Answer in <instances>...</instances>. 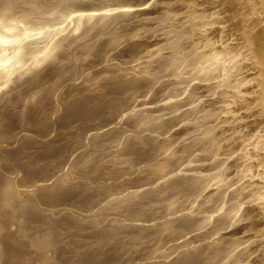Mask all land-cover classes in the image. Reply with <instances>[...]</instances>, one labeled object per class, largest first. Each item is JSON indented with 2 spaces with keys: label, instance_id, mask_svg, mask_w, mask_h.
Listing matches in <instances>:
<instances>
[{
  "label": "rangeland",
  "instance_id": "1",
  "mask_svg": "<svg viewBox=\"0 0 264 264\" xmlns=\"http://www.w3.org/2000/svg\"><path fill=\"white\" fill-rule=\"evenodd\" d=\"M89 1L0 0V21L2 20L0 29H3L5 24L4 29L7 28L6 26L10 22L14 23V34L17 31L21 35L27 34L26 43L30 42L26 44L28 46H26L27 51L32 49L31 52L22 54V57L20 55L19 59L9 69L10 72L9 70L2 71L3 75H0V264H222V261H226L225 259L229 256L228 261L224 262L225 264H234L237 260L235 264H264V261H262V259L264 260V234H262L264 233V221L258 222L260 225L256 223L253 226L250 219L239 216L233 224L222 227L217 226L216 228L215 223L220 220L223 212V214H226L229 211L227 206L234 202L235 196L247 190L242 180L244 179L243 182H245L249 178L248 176L242 177L241 180L239 179L241 183H238L239 180H237L238 182L235 181L236 183L232 182L233 179L237 178L238 173L227 170V172L225 171L226 175L217 177L222 179L226 176L223 185L221 183V185H217L218 187H213V182L217 178L210 180L211 177L222 171L223 161H228V152L231 145L228 143V146H226L230 136L227 125L221 123L217 125L216 121H213V116H210L208 112L209 108L202 110L205 113L203 114L205 123H197L193 119L195 113L192 108L193 105L184 104L186 100L191 98V95L174 94L165 97L163 100L152 102L151 100L155 96L153 92L147 91L146 93L142 90L119 91L106 88L118 76L134 72L137 74L138 67L135 64L143 59L149 60L153 57L138 58L134 60L131 64L133 66H131V62L127 61L128 58L126 59V52H124L125 54L119 53L127 43H131L137 38L138 40H144L148 32H146L147 34L144 32L143 36H135L136 38L131 36L134 37L133 39L129 35L120 34L117 36L118 39L115 38L119 40L116 47L110 48L112 45H108V48H110L108 50L101 42L102 38L109 37L114 33H123L120 28L123 27L124 21L125 23L128 20L130 21L126 15L120 16V19L119 16L113 15L114 20L110 17L104 23V27L102 26L93 31H85L88 33L82 32L83 27L86 25L84 22L85 25L81 23L84 25H81V28L70 30L71 27L69 26L70 28L68 27L67 31L56 33L55 37L47 34L48 38L45 36V39L36 35L38 30L42 31L44 26L46 28L47 24L44 21L47 18H49L48 21L55 23L50 26V22H47L52 29L46 28V30L48 29L51 32L55 30L53 27L58 26H54L59 21L57 19H62L66 14L60 10L63 5H68L71 8V6L77 7L81 3ZM152 1L148 0L146 2L148 5L145 4V7L135 6L131 9L127 7L128 10L126 7H119L112 11L116 14L120 11H138L141 8L139 11H148V13L140 14V18H149L161 14L166 0H159L154 7H150ZM239 6L240 0H234L231 13L237 12ZM245 6L249 13V30L258 32L260 29L264 33V26L261 25L263 21L259 0H245ZM49 11L52 14H49ZM77 11L78 13L81 12ZM77 11L75 10V13H72L76 14ZM91 12L106 13L98 9ZM51 17L53 20H51ZM6 20H9V22H6ZM108 20L110 21L108 22ZM234 21V18H232L229 22ZM254 21H258L259 24L253 25ZM2 22L5 23L2 24ZM40 22L42 26L39 24ZM64 22L66 21H63V24ZM28 24L30 27L32 24L31 28L34 31L31 29L29 32H22L28 29ZM152 25L155 27L156 23ZM127 26L129 27V25ZM154 27L151 26L148 31L150 32ZM164 30L162 28L155 35ZM100 33L101 35H99ZM114 36L110 38L114 39ZM120 36L121 38H119ZM161 36H153L151 39L160 38ZM29 37L33 39L30 40ZM25 40L22 42L24 43ZM150 49L148 48V50ZM117 53L119 57L112 56ZM248 72L253 75L251 83L255 82L258 78L256 77L258 75L257 69H251ZM165 78L163 77L162 80ZM158 98L160 97L158 96ZM161 104L166 107L175 104L174 106L179 107L175 112H181L179 119L182 116H185V118L175 125L170 122V119L174 114L179 113L174 112L171 115L155 118L152 115L156 113V109ZM255 106L253 105L254 108L250 107L251 109L248 110L244 108L241 110L246 113L253 112L249 119L253 120L254 118L252 123L256 122L254 131L258 132H255V134L262 132H260L261 135L258 134L259 138L256 137V139L259 144L257 145L258 152L261 150L263 153L264 111L257 115V112L254 111L258 107ZM189 117H191V120ZM186 119L190 121L187 123ZM223 126L226 127L225 130ZM213 131L215 132L213 133ZM217 131L218 133H216ZM203 132L206 134L205 136ZM261 140H263L262 143ZM201 143L203 146H201ZM247 148L252 147L248 146ZM210 150L213 154L209 153ZM236 151L233 155L242 152L241 150ZM261 151L259 156L262 155ZM260 158H262L263 165L261 163L262 167L259 165L256 169L258 168L257 170L260 171L261 175H257L254 179L257 177L264 179V155ZM194 169H198V171ZM204 179H207L206 182L203 181ZM200 181H202L201 184L196 185V182L200 183ZM227 182H231L228 183L229 186ZM2 183L5 185H2ZM243 186L244 191L242 190ZM226 187L228 192H226L225 197L229 196V189L232 188L235 192L230 195L228 203H225L224 207L218 209L216 213L210 206L214 199L222 195V191ZM45 188L47 189L45 193L49 195L44 194ZM254 196H251L252 199L247 198L248 201L244 205L257 206L259 200H253ZM44 198L46 199L44 200ZM29 205H32L33 208ZM29 207L32 209L30 210ZM208 209L209 211H206ZM221 210L223 211L219 212ZM218 214L221 215L218 216ZM169 217L174 220H172V224H175L172 225V228L174 227V231L171 230L172 232H170V226L168 227V225H171ZM203 220L207 227H204L206 224L197 223V221L203 223ZM205 220L209 222L213 220L215 223L212 221L208 224L209 222L207 223ZM163 221L166 222L167 226ZM158 222L160 225H157ZM153 223L155 227H153ZM197 224L201 228L198 229ZM195 225L197 227L194 231L195 228L193 227ZM150 226L151 231L148 228ZM158 226H161V228ZM52 227L55 228L52 229ZM254 227L255 230H258L256 233ZM56 228L57 232L55 233L54 229ZM48 229L51 232L54 231L50 235L52 239L47 238L50 232ZM155 230L158 231L155 232ZM46 232L47 234H45ZM152 232H155L156 235ZM252 233H255L259 239ZM42 240L44 244H42ZM46 240L54 243H51L52 246H50ZM249 241L251 242L244 243ZM230 243H233V246ZM224 245H227L226 248ZM202 247H204L203 250ZM222 247L225 249H222ZM234 247L238 249L236 250ZM228 248L232 253L228 251ZM226 253L228 257H226ZM207 254L212 255L209 258V256L206 257ZM214 254L217 255V260L215 257L213 260L212 256ZM221 255L225 257L223 256V258Z\"/></svg>",
  "mask_w": 264,
  "mask_h": 264
},
{
  "label": "bare ground",
  "instance_id": "2",
  "mask_svg": "<svg viewBox=\"0 0 264 264\" xmlns=\"http://www.w3.org/2000/svg\"><path fill=\"white\" fill-rule=\"evenodd\" d=\"M20 1V0H19ZM42 1V0H41ZM89 1V0H86ZM92 1V3H90ZM89 2H85V3H81L79 6L75 7V6H71V8L68 5H61L62 7L60 8V10L66 14H64V17L61 19H57L59 21L56 22V26L55 28L53 27V32L48 31V29H52L49 27L48 23L50 21H48L49 18H47L46 21H44V23L47 24L46 28H48L46 30L45 26L43 27L45 29H42V31H35L36 35H39L40 37H44L46 39L45 36H47V34H50V36H54L56 33L58 34L61 31L66 30L69 26L70 30H74V29H78L81 25L84 24V22L86 23V25L83 27L82 32L85 31H93V30H97L99 28H101L102 26L104 27V23L107 21V19H109L114 15H117L116 17L119 16H127V19H130V21L128 20L127 23H125L124 21V25H122L123 27L120 28V31L123 33H117V34H111V36L109 37H105L102 38L101 42L104 43V47L106 49H110L112 47H116L117 43L119 42V40H117V36L120 34H125V35H129L130 38H132L131 36H137L139 37L140 35H142L144 32H148L147 36H145L146 38L144 40H138V38L131 42V43H127L126 46L124 48H122L120 50L119 53H124L126 52V59L128 62H131V64H133L134 60L138 59V58H142V57H151L153 56L151 59L149 60H141L137 65L138 67V71L137 74L131 73V74H126L124 76H118L115 78V80H113V82H109L111 83V85H109L108 87L106 86V88H110V89H117L119 91H133V90H142L143 91H147L148 92H153L154 99H152L151 101H156V100H163L165 97L167 96H172L174 94H184V95H191V98H189L188 100L185 101L184 104H190L193 105V109H194V116L193 119L197 122V123H205L204 120V116L203 111L202 110H206V108H209V113L210 116H213V121H216L217 125L219 123L221 124H226L229 132H230V136H229V145H231V148L228 152V161L224 160L223 161V168L222 171L217 174L216 176H213L210 178V180H215V178L217 177H222L223 175H226L227 170L230 171H235V173L237 172L238 175L236 176V179L230 180L232 182H238L237 180H241L242 177L245 178V176L249 177L247 180H245V182L242 183L245 185V188H247V190H243L244 186L242 188V190L244 192H242L240 195H236L234 198V202H231L227 207H228V212L226 214L222 213V217L220 218V220L215 223L213 220L212 221L216 224V228L217 226H226V225H231L235 222V220L237 219V217L239 216H245L246 219L248 218V220L250 219V223L251 225H256V223L264 221V179L263 178H255L257 175L260 174V171L256 169L257 166H259L261 163L263 165V161L262 158H260V156L264 155V152L259 156V152H258V146L259 145L257 142L256 137L259 138L258 134H260V132L256 135L255 132L258 131H254L255 130V123H252L253 120L249 119L251 118L250 116L253 114V112H248L246 113L245 111L243 112V110H241L242 108H244L245 110L251 109L250 107H253V105L257 106L258 108L256 109L257 112L256 114L258 115L260 112L264 111V33H262V31L259 29L258 32H252L249 30V26H248V12L245 9V0H240V6L238 7L237 12H235L234 14L231 13V7L234 6V0H166L164 1V5H163V10L161 12V14H158L156 16L153 17H149V18H140V14H145L148 13V11H139L141 9H139L138 11L135 10H131V11H126V12H119L117 11L118 14H116V12L112 11L114 9H118L119 7L121 8H127V7H145V4H147L146 2H148V0H91ZM159 0H153L151 5H149L150 7H154L156 2H158ZM58 2V1H57ZM62 2V1H61ZM60 2V3H61ZM66 2V0H65ZM80 2V1H79ZM96 2V4H95ZM64 3V2H63ZM47 4V3H46ZM66 4V3H65ZM259 4H260V12H261V19H262V23L261 25L264 26V0H259ZM57 5V3H56ZM78 5V4H77ZM148 5V4H147ZM60 6V4H59ZM75 7V8H72ZM12 8V7H11ZM48 8V7H47ZM100 10L102 12H106V13H92L91 11L93 10ZM129 8H127L128 10ZM145 9V8H144ZM148 9V7H147ZM46 10V9H45ZM52 10V9H51ZM81 11L80 13L74 14V11ZM122 10V9H121ZM137 10V9H136ZM44 11V10H43ZM47 11V10H46ZM45 11V12H46ZM112 11V12H110ZM12 12V11H11ZM48 12V11H47ZM46 12V13H47ZM74 12V13H72ZM44 13V12H43ZM51 13V11H49V14ZM60 13V12H59ZM37 14V13H36ZM52 14V13H51ZM62 14V13H61ZM14 15V14H13ZM20 15V14H19ZM30 16V15H29ZM55 16V15H54ZM57 16V15H56ZM62 16V15H61ZM138 16V17H137ZM12 17V16H11ZM20 17V16H19ZM22 17V16H21ZM27 17V16H26ZM60 17V16H59ZM114 17V18H116ZM232 18H234V22H229ZM14 19V18H12ZM21 19V18H20ZM39 19V18H38ZM56 20V18H54ZM66 19V20H65ZM117 19V18H116ZM115 19V20H116ZM117 19V20H119ZM123 19V18H122ZM125 19V18H124ZM51 20L52 17H51ZM114 20V19H113ZM2 21V20H1ZM0 21V23H1ZM24 21V20H23ZM43 22V20H41ZM63 21L64 22L63 24ZM110 20H108L109 22ZM121 21V20H120ZM6 22H9V20H6ZM48 22V23H47ZM53 22V21H51ZM50 22V26H53V23ZM119 22V21H118ZM5 23V22H4ZM2 22V24H4ZM43 23V24H44ZM83 23V24H81ZM116 23V22H115ZM156 23L155 27L154 24ZM25 24V23H24ZM38 24V23H37ZM41 24V22L39 23ZM38 24V25H39ZM254 24H259L258 21H254ZM6 25V24H5ZM5 25L3 27V29H0V75H3L2 71H8L13 64L17 61V59H19L20 55L22 57V54L25 53H29L32 51L29 50L27 51V42L25 38L27 39V34H23L22 32H29V30H31L32 28V24L31 27L28 24V29H26L25 31H22L21 33L23 35L20 34V32H16V34H20V35H16L15 33V29L13 32V28L15 27L14 23H9L8 26H6L7 28H5ZM129 25V27L127 26ZM131 25V27H130ZM35 26V25H34ZM42 26V24H41ZM41 26L39 27V29L41 28ZM154 27L151 29V31L149 32V28L150 27ZM27 27V26H26ZM30 27V28H29ZM38 28V26H37ZM81 28V27H80ZM162 28H164L165 30L160 32L158 35H162L160 38H153L151 39V37L153 36H158L155 35L156 32H159V30H161ZM25 29V28H23ZM35 29V28H34ZM122 29V30H121ZM18 30V29H17ZM37 30V29H36ZM69 30V29H68ZM32 31H34L32 29ZM67 31V30H66ZM79 31V30H78ZM81 31V30H80ZM119 31V30H118ZM34 32V34H35ZM69 32V31H68ZM80 32V33H82ZM95 32V31H94ZM65 33V32H64ZM88 33V32H85ZM76 34V33H75ZM84 34V33H83ZM35 35V36H36ZM44 35V36H43ZM88 35V34H87ZM101 35V33L99 34ZM116 35V36H114ZM74 36V35H73ZM84 36V35H83ZM114 36V39L110 38ZM143 36V35H142ZM34 37V36H33ZM55 37V36H54ZM133 37V38H134ZM30 38V37H29ZM28 38V39H29ZM35 38V37H34ZM39 38V37H38ZM48 38V36H47ZM61 38V37H60ZM66 38V37H65ZM100 38V37H98ZM117 38V39H115ZM121 38V36L119 37ZM124 38V37H123ZM126 38V37H125ZM132 38V39H133ZM136 38V37H135ZM33 38H30V40H32ZM36 39V38H35ZM97 39V38H96ZM23 40L24 43L22 42ZM90 40V39H89ZM98 40V39H97ZM100 40V39H99ZM121 40V39H120ZM125 40V39H124ZM129 40V39H127ZM126 40V41H127ZM58 41V40H57ZM63 41V40H62ZM123 41V40H122ZM34 42V41H33ZM55 42V41H54ZM83 42V41H82ZM100 42V41H99ZM121 42V41H120ZM30 43V42H29ZM58 43V42H57ZM91 44V43H90ZM57 45V44H56ZM98 45V44H97ZM108 45H112L110 48H108ZM27 46V47H26ZM70 46V45H69ZM138 47V49H136ZM69 48V47H68ZM93 48V47H92ZM148 48L150 50H148ZM85 49V48H83ZM79 50V49H78ZM116 50V49H115ZM83 51V50H82ZM159 51V53H157ZM161 51V52H160ZM155 53H157V55H155ZM125 54V53H124ZM141 55V56H140ZM113 57H117L118 53L115 55H112ZM111 56V57H112ZM129 56V57H128ZM28 57V56H27ZM110 57V58H111ZM119 57V56H118ZM135 57V59H134ZM99 58V57H97ZM41 59V58H40ZM123 61V59H122ZM138 62V61H136ZM126 63V62H124ZM129 66V65H128ZM133 66V65H131ZM127 67V66H126ZM135 67V66H134ZM14 68V67H13ZM128 68V67H127ZM130 68V67H129ZM251 69H257V80L255 82L251 83V80L253 78V75H250V73L248 72ZM10 72V70H9ZM8 72V73H9ZM120 72V71H119ZM107 77V76H106ZM163 77H166L165 79L162 80ZM5 78V77H4ZM106 79V78H105ZM89 81V80H88ZM101 83V82H100ZM108 84V83H106ZM103 85V84H102ZM105 87V86H104ZM97 89V88H96ZM145 89V90H143ZM94 90V89H93ZM250 94V96H248ZM100 95V94H99ZM158 96L160 98H158ZM105 100V99H104ZM150 101V100H149ZM150 101V102H151ZM147 102V101H146ZM180 102V101H179ZM178 102V103H179ZM175 104L169 105L168 107H166L164 104H161L158 106V108L156 109V113H154L152 116H154L155 118L158 117H162L164 115H168V114H173L175 112V110L179 109V107L174 106ZM255 106V107H256ZM181 108V107H180ZM254 108V107H253ZM155 110V109H154ZM181 110V109H180ZM179 111V110H178ZM202 111V113H199ZM102 112V111H101ZM184 112V111H183ZM175 113H179V112H175ZM181 113V112H180ZM179 114H174L171 119L170 122L177 124L180 120H182L183 118H185V116L182 118L180 117L179 119ZM184 115V114H183ZM260 116V115H259ZM167 117V116H166ZM206 117H208L206 115ZM191 117H189L190 119ZM209 118V117H208ZM211 118V117H210ZM164 119V118H163ZM187 120V119H186ZM191 120V119H190ZM187 120V123L188 121ZM256 120V119H255ZM163 121V120H161ZM194 121V122H195ZM203 121V122H202ZM257 121V120H256ZM182 122V121H181ZM193 122V123H194ZM261 122V121H260ZM186 123V122H185ZM206 123H207V119H206ZM210 123V122H208ZM138 124V123H137ZM161 124V123H160ZM259 124V122H258ZM196 125V124H194ZM198 125V124H197ZM196 125V126H197ZM209 125V124H208ZM167 126V125H166ZM195 126V127H196ZM201 126V125H200ZM203 126V125H202ZM206 126V125H205ZM221 127V126H220ZM225 127V128H226ZM217 128V127H215ZM224 126L223 129L225 130ZM257 128V127H256ZM198 129V128H197ZM214 129V128H213ZM222 129V128H221ZM259 129V128H258ZM257 130V129H256ZM260 130V129H259ZM205 131V130H203ZM200 132V131H199ZM202 132V131H201ZM215 131H213L214 133ZM227 132V131H226ZM254 132V133H253ZM218 133V131L216 132ZM262 133V132H261ZM220 134V132H219ZM123 135V134H122ZM121 135V136H122ZM201 135V134H200ZM203 135L205 136L206 134L203 132ZM212 135V134H211ZM221 135V134H220ZM224 135V132H223ZM261 135V134H260ZM264 135V133H263ZM117 136V135H116ZM215 136V134H214ZM225 136V135H224ZM227 136V135H226ZM227 136V137H228ZM203 137V136H202ZM211 137V136H210ZM216 137V136H215ZM221 137V136H220ZM199 138V137H198ZM219 138V136H218ZM217 138V139H218ZM222 138V137H221ZM200 139V138H199ZM198 139V140H199ZM202 139V138H201ZM212 139V137H211ZM214 139V137H213ZM223 139V138H222ZM226 139V138H225ZM197 140V141H198ZM228 140V139H226ZM260 140V139H259ZM264 140V139H263ZM263 140H261L260 142L262 143ZM219 141V139H218ZM224 141V140H221ZM217 142V141H214ZM226 142V141H225ZM224 142V143H225ZM145 143V142H144ZM199 143V142H197ZM212 143V142H210ZM25 144V143H24ZM207 144V143H206ZM218 144V143H217ZM223 144V143H221ZM226 144V143H225ZM264 144V142L262 143V145ZM49 145V144H48ZM260 145V146H262ZM199 146V145H198ZM201 146L202 143H201ZM200 146V147H201ZM209 146V145H208ZM207 146V147H208ZM221 146V145H220ZM252 147V148H247V147ZM44 147V146H43ZM205 147V145H204ZM202 147V148H204ZM263 147V146H262ZM41 148V147H39ZM166 148V147H165ZM200 148V149H202ZM210 149V147H208ZM50 149V148H49ZM186 149V148H184ZM213 149H215L213 147ZM211 148V150H213ZM221 149V147H220ZM260 149V147H259ZM264 149V147L262 148ZM43 150V149H42ZM199 150V148H198ZM203 150V149H202ZM206 150V149H205ZM204 150V151H205ZM210 150V154L212 153ZM236 150H241L242 152L237 153L236 155H233L235 153ZM201 151V150H200ZM225 151V149H224ZM173 152V151H172ZM227 152V151H226ZM238 152V151H236ZM41 153V152H40ZM216 153V152H215ZM43 154V153H42ZM162 154V153H161ZM204 154V153H203ZM213 154V153H212ZM220 154V151H219ZM32 155V154H31ZM37 155V154H36ZM206 155V154H205ZM203 155V156H205ZM216 155V154H215ZM218 155V153H217ZM185 156V155H184ZM202 156V157H203ZM221 156V155H220ZM114 157V156H113ZM199 157V155H198ZM224 157V156H223ZM37 158V157H36ZM39 158V157H38ZM194 158V157H192ZM201 158V157H200ZM220 158V157H219ZM35 159V158H34ZM121 159V158H120ZM198 159V158H197ZM210 159V158H209ZM32 160V159H31ZM190 161V160H189ZM204 161V160H203ZM221 161V160H220ZM32 162V161H31ZM191 162V161H190ZM39 163V162H38ZM189 163V162H188ZM165 165V164H164ZM178 165V164H177ZM28 166V165H27ZM185 166V165H184ZM196 166V165H195ZM199 166V165H198ZM261 166V165H260ZM29 167V166H28ZM35 167V166H34ZM262 167V166H261ZM27 168V167H26ZM197 168V167H196ZM200 168V167H199ZM205 168V167H204ZM214 169V167H212ZM218 168V167H217ZM263 169V168H262ZM177 170V169H176ZM196 170V169H194ZM160 171V170H159ZM198 171V169L196 170ZM226 171V172H225ZM35 172V171H34ZM29 173V172H28ZM159 173V172H158ZM234 173V172H233ZM155 174V173H154ZM197 174V173H196ZM264 174V173H263ZM233 175V174H232ZM235 175V174H234ZM261 175V174H260ZM259 175V176H260ZM164 176V175H163ZM187 176V175H186ZM212 176V175H211ZM230 176V175H229ZM158 177V174H157ZM155 177V178H157ZM226 177V176H224ZM224 177L221 179L215 180L213 182V187H218L217 185H222L224 184L223 182H225L226 180L224 179ZM263 177V176H262ZM175 178V177H174ZM177 178V177H176ZM164 179V178H163ZM232 179V177H231ZM147 180V179H146ZM184 180V179H183ZM204 179L203 181L206 182ZM239 180L238 183H241ZM185 181V180H184ZM199 181V180H198ZM139 182V181H138ZM202 181L196 182V185L201 184ZM235 182V183H236ZM181 183V182H180ZM187 183V182H186ZM229 182H227L228 184ZM231 183V182H230ZM229 183V184H230ZM8 184V183H7ZM203 184V183H202ZM209 184V183H208ZM228 184V186H229ZM2 185H5L4 183H2ZM1 185V187H2ZM57 185V184H56ZM233 185V184H232ZM54 186V185H53ZM163 186V185H162ZM203 186V185H202ZM206 186V185H205ZM210 186V185H208ZM237 186V185H236ZM235 186V187H236ZM47 187V186H46ZM58 187V186H57ZM138 187V186H137ZM198 187V186H197ZM204 187V186H203ZM212 187V186H211ZM220 187V186H219ZM222 187V186H221ZM224 187V186H223ZM232 187V186H231ZM7 188V187H6ZM35 188V187H34ZM33 188V189H34ZM230 188V187H228ZM233 188V187H232ZM231 188V189H232ZM240 188V187H239ZM238 188V189H239ZM1 189V188H0ZM60 189V186H59ZM63 189V188H62ZM203 189V188H201ZM214 189V188H213ZM222 189V188H221ZM229 189L230 193L228 194L229 196L225 197L226 192H228L227 187L224 188V190L222 191V195L216 199H214L213 203L211 204L210 207H212L211 209L214 210V212L217 213V210L221 209L224 207L225 203H228L227 201L230 200V195L235 192L233 189L231 190ZM49 190V189H48ZM120 190V189H119ZM210 190V189H209ZM36 191V190H35ZM38 191V190H37ZM43 191V190H42ZM47 191V189H44V194H48L45 193ZM50 191V190H49ZM56 191V190H55ZM63 191V190H62ZM204 191V190H203ZM239 191V190H238ZM237 191V192H238ZM3 192V190H2ZM1 192V193H2ZM32 192V191H31ZM30 192V193H31ZM53 192V191H52ZM120 192V191H119ZM156 192V191H155ZM241 192V191H240ZM7 193V192H5ZM19 193V192H18ZM21 193V192H20ZM38 193V192H37ZM50 194H53L51 192H49ZM58 193V192H57ZM61 193V192H60ZM63 193V192H62ZM129 193V192H128ZM134 193V192H133ZM14 194V193H13ZM34 194H36L34 192ZM55 194V193H54ZM201 194V193H200ZM214 194V192H213ZM234 194V193H233ZM16 195V194H15ZM14 195V196H15ZM38 195V194H37ZM49 195V194H48ZM112 195V194H111ZM129 195V194H128ZM135 195V194H134ZM145 195V194H144ZM160 195V194H159ZM177 195V194H176ZM194 195V194H193ZM212 195V194H211ZM255 195V196H254ZM18 196V195H16ZM39 196V195H38ZM36 196V197H38ZM125 196V195H124ZM168 196V195H167ZM233 196V195H232ZM240 196V198H239ZM251 196L253 198V200H259V203L257 204V206H253V205H249V206H245L244 203L246 201H248L247 198H251ZM11 197V196H10ZM19 197V196H18ZM43 197V194H42ZM48 197V196H47ZM53 197V196H52ZM117 197V196H116ZM123 197V196H122ZM215 197V196H214ZM198 198V197H197ZM201 198V197H200ZM9 199V198H8ZM15 199V198H13ZM34 199V198H33ZM38 199V198H37ZM46 198H44L45 200ZM51 199V198H50ZM62 199V198H61ZM149 199V198H148ZM151 199V198H150ZM209 199V198H207ZM252 199V198H251ZM39 200V199H38ZM43 200V199H42ZM134 200V199H133ZM139 200V199H138ZM137 200V201H138ZM218 200V201H217ZM9 201V200H8ZM15 201V200H14ZM13 201V202H14ZM18 201V199H17ZM126 201V200H125ZM157 201V200H156ZM210 201V199H209ZM208 201V202H209ZM250 201V200H249ZM36 202V201H35ZM41 202V201H40ZM121 202V201H120ZM123 202V201H122ZM207 202V201H206ZM207 202V203H208ZM212 202V200H211ZM256 202V201H254ZM11 203V202H8ZM128 203V202H127ZM157 203V202H156ZM252 203V202H249ZM248 203V204H249ZM23 204V203H22ZM32 204V203H31ZM170 204V203H169ZM194 204V203H193ZM254 204V203H253ZM11 205V204H10ZM13 205V204H12ZM26 205V204H25ZM171 205V204H170ZM175 205V204H174ZM179 205V204H178ZM196 205V204H195ZM28 206V205H27ZM26 206V207H27ZM30 207L32 205H29ZM108 206V205H107ZM206 206V205H205ZM25 207V206H24ZM29 207V208H30ZM170 207V206H169ZM168 207V208H169ZM13 208V207H12ZM33 208V206H32ZM30 208V210L32 209ZM207 208V207H206ZM41 209V208H40ZM139 209V208H138ZM152 209V208H151ZM24 210V209H23ZM27 210V209H26ZM148 210V209H147ZM171 210V209H170ZM181 210V209H180ZM226 210V209H224ZM39 211V210H38ZM42 211V210H40ZM146 211V210H145ZM190 211V210H189ZM202 211V210H201ZM204 211V210H203ZM206 211H209L206 210ZM211 211V210H210ZM223 210L219 211L222 212ZM15 212V211H14ZM18 212V211H17ZM159 212V211H158ZM198 212V211H197ZM205 212V211H204ZM218 212V213H219ZM22 213V212H20ZM30 213V212H28ZM40 213V212H39ZM168 213V212H167ZM191 213V211H190ZM202 213V212H201ZM209 213V212H207ZM213 213V211H212ZM215 213V214H216ZM31 214V213H30ZM36 214V213H35ZM41 214V213H40ZM44 214V213H43ZM215 214H212L214 216H216ZM34 215V214H33ZM186 215V214H185ZM204 215V213H203ZM210 215V213H209ZM221 214H218V216ZM50 217V216H49ZM48 217V218H49ZM180 217V216H179ZM205 217V216H204ZM44 218V215H43ZM47 218V217H46ZM67 218V217H66ZM65 218V219H66ZM170 218V217H169ZM176 218V217H175ZM182 218V217H181ZM27 219V218H26ZM55 219V218H54ZM58 219V218H57ZM162 219V217H161ZM204 219V218H203ZM33 220V219H32ZM40 220V218H39ZM50 220V219H48ZM171 221H169V223L171 222V225H168V227L170 226V232L174 231V227L172 228V220L170 218ZM216 220V219H215ZM24 221V220H23ZM55 221V220H54ZM75 221V220H74ZM166 221V220H164ZM163 221V222H164ZM174 221V220H173ZM178 221H180L178 219ZM206 221V220H205ZM210 220V222H212ZM30 222V221H29ZM48 222H52V221H48ZM91 222V221H90ZM161 223L162 225L165 223V225L167 226L166 222L168 223V221ZM184 222V221H182ZM199 222V224H206L200 221H197V223ZM207 223L209 221H206ZM210 222L208 224H210ZM246 222V221H245ZM36 223V222H35ZM46 223V221H45ZM72 223V222H71ZM98 223V222H97ZM177 223V222H176ZM196 223V222H195ZM20 224V223H19ZM44 224V223H43ZM62 224V222H61ZM60 224V225H61ZM116 224V223H115ZM146 224V223H145ZM154 224V223H153ZM159 224V222L157 223V225ZM182 224V223H181ZM184 224H186V222H184ZM184 224L182 225L184 227ZM212 224V223H211ZM236 224V223H235ZM260 225V223H258ZM264 224V223H263ZM29 225V224H28ZM46 225V224H45ZM66 225V224H65ZM114 225V224H113ZM126 225V224H125ZM124 225V226H125ZM160 225V224H159ZM161 225V226H162ZM175 225V224H174ZM177 226L179 224H176ZM190 225V224H189ZM198 225V224H197ZM197 225H195V229H193L194 231L196 230ZM249 225V224H248ZM247 225V226H248ZM74 226V225H73ZM77 226V225H76ZM115 226V225H114ZM161 226H158L159 228H161ZM176 226V227H177ZM213 226V225H212ZM263 226V225H262ZM261 226V229H262ZM37 227V226H36ZM57 227V226H55ZM55 227H52L55 228ZM118 227V226H117ZM139 227V226H138ZM153 227H155V224L153 225ZM164 227V226H163ZM162 227L163 230H165ZM192 227V226H191ZM199 227L201 228V226L198 225V229ZM204 227H207V224L204 225ZM259 227V226H258ZM48 228V227H47ZM64 228V227H63ZM109 228V227H106ZM105 228V229H106ZM133 228V227H131ZM136 228V227H135ZM149 230L151 228L148 227ZM251 228V227H250ZM249 228V229H250ZM72 229V228H71ZM85 229V227H84ZM94 229V227H93ZM158 229V228H157ZM173 229V230H172ZM177 229V228H176ZM197 229V230H198ZM221 229V228H220ZM220 229H218L220 231ZM21 230V229H20ZM23 230V229H22ZM32 230V229H31ZM34 230V229H33ZM50 230V229H48ZM97 230V228H96ZM117 230V229H116ZM133 230V229H132ZM172 230V231H171ZM179 230V229H178ZM252 230V229H251ZM255 230V227H254ZM55 233L57 232V228L54 229ZM54 231H52L54 233ZM112 231V230H111ZM135 231V230H134ZM151 231V230H150ZM153 231V228H152ZM158 231V230H157ZM155 230V232H157ZM211 231V230H210ZM214 231L216 232V230L214 229ZM258 230H255V233ZM261 232V230H259ZM49 232V231H48ZM51 232V230H50ZM49 232V233H50ZM52 232L49 234L48 233V237L49 239H52V237L50 238V235H52ZM60 232V231H58ZM66 232V231H65ZM127 232V230H126ZM146 232V231H145ZM155 232H152L155 234ZM162 232V230L160 231V233ZM222 232V231H221ZM253 232V231H252ZM35 233V232H33ZM70 233V232H69ZM86 233V232H85ZM119 233V232H118ZM121 233V232H120ZM182 233V232H181ZM214 233V232H213ZM255 233H252L253 235ZM262 233V232H261ZM47 234V232L45 233ZM67 234V233H66ZM74 234V233H72ZM82 234V233H81ZM159 234V233H158ZM176 234V233H175ZM180 234V233H179ZM188 234V233H187ZM196 234V233H194ZM218 234V232H217ZM264 234V233H262ZM41 235V234H40ZM54 235V234H53ZM70 235V234H68ZM77 235V234H76ZM86 235V234H85ZM119 235V234H118ZM132 235V234H130ZM138 235V234H137ZM210 235V234H209ZM244 235V234H243ZM256 235V234H255ZM45 236V235H44ZM88 236V234H87ZM205 236V235H204ZM247 236V235H246ZM262 236V235H261ZM28 237V236H27ZM43 237V235H42ZM41 237V239H42ZM126 237V236H125ZM256 237H258L256 235ZM264 237V236H263ZM54 238V236H53ZM58 238V237H57ZM87 238V237H86ZM113 238V237H112ZM139 238V237H138ZM160 238V237H159ZM40 239V240H41ZM210 239V238H209ZM254 239V238H253ZM259 239V237H258ZM262 239V238H261ZM34 240V239H33ZM75 240V239H74ZM81 240V239H80ZM88 240V239H87ZM94 240V239H93ZM126 240V239H125ZM138 240V239H137ZM172 240V239H171ZM245 240V237H244ZM251 240V239H250ZM35 241V240H34ZM43 241V240H42ZM50 246L51 243L50 241L46 240ZM90 241V240H89ZM158 241V240H157ZM170 241V240H169ZM201 241V240H200ZM243 241V238H242ZM246 241V240H245ZM258 241V240H256ZM62 242V241H61ZM80 242V241H79ZM97 242V241H96ZM197 242V241H195ZM209 242V241H208ZM249 242H244V243H250ZM39 243V242H38ZM41 243V242H40ZM46 243V242H45ZM54 243V242H53ZM52 243V244H53ZM176 243V242H175ZM178 243V242H177ZM258 243V242H257ZM261 243V242H260ZM36 245V243H34ZM44 244V241L43 243ZM48 244V245H49ZM74 244V243H73ZM135 244V242H134ZM171 244V243H170ZM186 244V243H185ZM231 244V243H230ZM264 244V243H263ZM89 245V243H88ZM121 245V244H120ZM137 245V244H136ZM148 245V244H147ZM233 246V243L231 244ZM230 245V246H231ZM239 244H237L238 246ZM252 245V244H251ZM47 246V245H46ZM45 246V247H46ZM49 246V247H50ZM102 246V245H101ZM99 246V247H101ZM118 246V245H117ZM140 246V245H139ZM225 246V245H224ZM223 246V247H224ZM227 246V245H226ZM225 246V248H226ZM236 246V244H235ZM243 246V245H242ZM241 246V247H242ZM258 246V245H257ZM42 247V245H41ZM48 247V248H49ZM56 247V246H55ZM59 247V246H58ZM96 247V246H95ZM189 247V246H188ZM219 247V246H217ZM222 249H225L223 248ZM240 247V245H239ZM259 247V246H258ZM264 247V246H263ZM36 248V247H35ZM79 248V247H78ZM124 248V247H123ZM204 247H202L203 250ZM230 248V247H229ZM228 251L231 252V248ZM236 248V247H234ZM260 248H262L260 246ZM20 249V248H19ZM116 249V248H115ZM200 249V248H199ZM207 249V248H206ZM221 249V248H219ZM218 249V250H219ZM238 248H236L237 250ZM248 249V248H247ZM256 249V247H255ZM259 249V248H258ZM64 250V249H63ZM87 250V249H86ZM131 250V249H130ZM233 250V249H232ZM41 251V250H40ZM39 251V252H40ZM58 251V250H57ZM106 251V250H105ZM175 251V250H174ZM191 251V250H190ZM195 251V250H194ZM207 251V250H206ZM226 251V252H228ZM234 251V250H233ZM250 251V250H249ZM258 251V250H257ZM14 252V251H13ZM36 252V251H35ZM62 252V251H61ZM69 252V251H67ZM112 252V250H111ZM131 252V251H130ZM97 253V251H96ZM222 254V252H220ZM232 253V252H231ZM55 254V253H54ZM73 254V253H72ZM93 254V252H92ZM117 254V253H116ZM124 254V253H122ZM170 254V253H169ZM182 254V253H181ZM186 254V253H185ZM189 254V253H188ZM213 254V253H212ZM211 254V255H212ZM225 254V253H224ZM261 254V253H260ZM264 254V253H263ZM49 255V253H48ZM51 255V254H50ZM152 255V254H151ZM211 255H206L209 256V258L211 257ZM231 255V254H230ZM61 256V255H60ZM182 256V255H181ZM190 256V255H189ZM195 256V255H194ZM222 256V255H221ZM224 256V255H223ZM222 256V257H223ZM67 257V256H66ZM101 257V256H100ZM213 260L217 257V255L214 254ZM215 257V258H214ZM225 257V256H224ZM223 257V258H224ZM226 257H228L227 253H226ZM230 257V256H229ZM228 257V258H229ZM238 257V256H237ZM241 257V256H240ZM239 257V258H240ZM261 257V256H260ZM48 258V257H46ZM50 258V257H49ZM57 258V257H56ZM64 258V257H63ZM177 258V257H176ZM185 258V257H183ZM198 258V257H196ZM201 258V257H200ZM208 258V259H209ZM219 258V257H218ZM226 258L224 261L225 263L228 261ZM234 258V257H233ZM236 258V257H235ZM238 258V259H239ZM258 258V257H257ZM262 258V257H261ZM45 259V258H44ZM43 259V261H45ZM153 259V258H152ZM221 259V258H219ZM232 259V258H231ZM242 259V258H241ZM254 259V258H253ZM25 260V259H24ZM52 260V259H51ZM90 260V259H89ZM99 260V259H98ZM115 260V259H114ZM123 260V259H122ZM191 260V259H190ZM195 260V259H194ZM201 260V259H199ZM198 260V261H199ZM207 260V259H206ZM211 260V259H210ZM217 260V258H216ZM22 261V260H21ZM42 261V260H41ZM63 261V260H62ZM208 261V260H207ZM222 261V260H220ZM235 261V260H234ZM238 261V260H237ZM236 261V262H237ZM259 261V260H258ZM262 261H264L262 259ZM47 262V261H46ZM55 262V261H54ZM133 262V261H132ZM168 262V261H167ZM214 262V261H213ZM219 262V260H218ZM222 261V264L224 263ZM232 262V260H231ZM235 262V263H236ZM260 262V261H259ZM22 263V262H21ZM26 263V262H25ZM169 263V262H168ZM203 263V262H202ZM215 263V262H214ZM224 263V264H225ZM234 263V264H235ZM263 263V262H262ZM19 264V263H18ZM49 264V263H48ZM143 264V263H142ZM145 264V263H144ZM181 264V263H179ZM190 264V263H189ZM229 264V263H228ZM261 264V263H260Z\"/></svg>",
  "mask_w": 264,
  "mask_h": 264
}]
</instances>
